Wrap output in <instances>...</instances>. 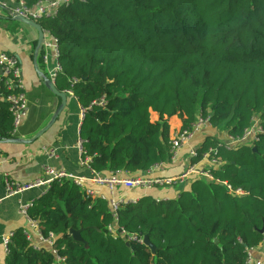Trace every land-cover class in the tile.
<instances>
[{"label": "trees", "instance_id": "16d2710c", "mask_svg": "<svg viewBox=\"0 0 264 264\" xmlns=\"http://www.w3.org/2000/svg\"><path fill=\"white\" fill-rule=\"evenodd\" d=\"M38 23L58 40L54 83L85 109L79 135L102 174L145 176L168 163L175 118L189 129L208 117L233 136L255 116L264 125V0H70ZM8 92L0 77V136L14 138ZM223 142L207 135L192 159L217 147L212 179L192 176L172 198L123 202L117 219L106 198L54 181L28 210L44 235H56L53 246L35 249L17 228L4 264H246L264 240V135L255 151Z\"/></svg>", "mask_w": 264, "mask_h": 264}, {"label": "crops", "instance_id": "0c3cea01", "mask_svg": "<svg viewBox=\"0 0 264 264\" xmlns=\"http://www.w3.org/2000/svg\"><path fill=\"white\" fill-rule=\"evenodd\" d=\"M0 3V51L15 55L22 68V76L26 86L29 104L28 117L19 127L18 137L29 142H12L11 137L0 136V257L5 258L3 237L17 228H24L27 220L20 212V203H32L46 190L35 187L22 193L8 196L5 188L4 176L18 182L27 183L38 178L47 164L69 172L90 177L91 172L80 164V155L76 147L80 128L81 105L76 97L67 92L66 106L57 118L54 125L38 138H34L52 118L54 112L61 104V98L53 94L43 83L34 65V51L38 40V31L33 26L23 23L11 15V10L17 5L18 0H1ZM43 62V61H42ZM39 69L48 75L44 62ZM181 126L178 118L173 120L172 128ZM211 126L202 128L181 149L176 163H165L157 171L158 175L176 176L185 172L190 164V151L197 149L209 134H219L225 139L226 132H210ZM174 129V130H175ZM35 130V131H33ZM208 134L202 137V133ZM1 131V129H0ZM54 151L55 156H51ZM212 166L207 160L197 165L198 169H208ZM192 177V176H191ZM182 182L181 188L172 186H156L149 190L141 188L119 187L116 197L125 200H137L139 197L151 194L157 199H166L178 196L179 192L189 187V179ZM101 193L107 195L105 187L100 188ZM254 258L264 260V240L253 249Z\"/></svg>", "mask_w": 264, "mask_h": 264}, {"label": "built area", "instance_id": "2783aa9c", "mask_svg": "<svg viewBox=\"0 0 264 264\" xmlns=\"http://www.w3.org/2000/svg\"><path fill=\"white\" fill-rule=\"evenodd\" d=\"M70 0H44L39 1L36 4L29 6L25 0H18L17 5L11 10V15L14 17L16 14L26 16L30 19L38 21L43 16H54L57 14L59 7L62 4L68 3ZM2 1L0 0V3ZM44 31V42L42 61L48 69V77L55 82V78L62 70V65L59 60V45L58 40L53 37L50 32ZM0 77L4 79V84L8 89L7 102L9 103V110L13 116L14 132H17L19 127L24 123L29 113V104L26 93V86L22 76V68L19 59L10 53L0 51ZM72 93L71 91H68ZM85 109H80V124L84 117ZM210 125L209 118H203L200 116L193 126L189 129L176 128L172 134L170 159L169 163L174 164L179 159L181 149L185 143L195 136L202 128ZM264 135V125L260 116H255L251 126H249L241 135L233 136L226 135L223 146L226 149L235 148L239 145H246L249 147L256 146V143ZM84 140L79 135L76 143L77 150L80 155V164L86 166L90 172V177L75 174L64 169L57 168L53 165L47 164L43 168L42 174L33 181L22 183L13 180L9 174H5L4 182L8 196L22 193L25 190L35 187H43L47 189L54 181L71 180L74 184L84 190L86 198L103 197L109 201L112 212L115 219L117 210L121 203L127 202L125 198L116 197V191L119 187L128 189L141 188L149 190L156 186H171L177 182H184L191 176L203 177L212 179L213 176L208 169H198L197 165L201 161L207 160L212 166L219 165L221 163V157L218 156L219 149L217 147L210 148L203 156V159L199 163H192V159L197 157V149L190 151V164L185 172L176 176H162L158 175L157 171L164 163H158L150 168L145 176L131 177L127 176L124 172H110L109 174H102L99 171L90 167L91 158L87 156L83 146ZM51 156H55L54 151L51 152ZM105 187L107 189V195L101 193L100 188ZM231 189V186H229ZM232 190V189H231ZM238 194H243L242 189L233 190ZM135 201V200H131ZM32 203H20V212L27 220L26 227L23 228L24 234L27 239L32 243L35 249H41L44 245L53 246L56 239L55 234L48 236L44 235L39 229L38 222L32 219L28 210ZM112 225L109 226L110 231H116ZM124 234V230L119 229ZM13 232L3 237V245L5 253H7L8 241ZM264 235V228L262 230ZM134 238V237H133ZM143 242V239H140ZM253 249H248V257L246 264H264V260H257L254 258ZM53 252L57 255V250L53 249ZM64 258L57 256V261L62 262ZM0 264H4V258L0 257Z\"/></svg>", "mask_w": 264, "mask_h": 264}, {"label": "water", "instance_id": "95a60500", "mask_svg": "<svg viewBox=\"0 0 264 264\" xmlns=\"http://www.w3.org/2000/svg\"><path fill=\"white\" fill-rule=\"evenodd\" d=\"M13 18L29 24L31 26H33L34 28L37 29L38 31V40H37V44L35 47V51H34V65L36 68V71L38 73V75L43 79V83L44 85L56 96L61 98V104L59 105V107L56 109V111L54 112L51 120L41 129L37 132V134L35 135L34 138H38L40 137L42 134H44L48 129H50L54 123L56 122L57 118L59 117V115L62 113V111L64 110L65 106H66V100H67V93L66 92H61L59 91L56 86L55 83L52 81V79H50L44 72H42L39 69L38 66V55L39 52L43 46V42H44V31L42 29V27L40 26V24L38 23V21L30 19L26 16L23 15H19L16 14ZM10 141L12 142H29L32 140H21V139H17V138H13ZM253 150H256V146L253 147ZM70 233L73 235L74 239L79 240V241H83V238L81 236V232L79 230H74L71 229ZM143 243L145 245H147L153 252L156 251V246L152 243V241L150 240V238L146 235L143 238ZM129 241H127V245H129ZM86 246H88V244L86 243Z\"/></svg>", "mask_w": 264, "mask_h": 264}, {"label": "rangeland", "instance_id": "374dc122", "mask_svg": "<svg viewBox=\"0 0 264 264\" xmlns=\"http://www.w3.org/2000/svg\"><path fill=\"white\" fill-rule=\"evenodd\" d=\"M175 129V128H174ZM210 130V132H212L213 130H214V128H213V126H212V128H210L209 129ZM217 130V132L219 131V132H223L224 130H223V128L222 127H220V128H217L216 129ZM208 130H205L203 133H202V137H204L206 134H208ZM218 136H219V134H217ZM220 137V136H219ZM182 183L181 182H177V183H175V184H173V185H171L172 187H174V188H177V189H179V188H181V185ZM165 187H167V186H165Z\"/></svg>", "mask_w": 264, "mask_h": 264}]
</instances>
